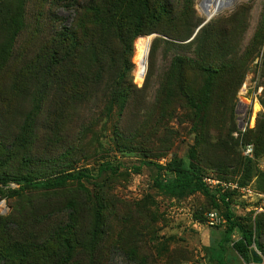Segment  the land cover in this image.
<instances>
[{"label": "rangeland", "instance_id": "374dc122", "mask_svg": "<svg viewBox=\"0 0 264 264\" xmlns=\"http://www.w3.org/2000/svg\"><path fill=\"white\" fill-rule=\"evenodd\" d=\"M170 2L181 17L187 8L184 0ZM202 2L188 1L192 11L170 24L174 31L188 33L192 26L196 31L206 19ZM57 14L66 25L74 16L64 8ZM206 23L196 44L192 34L184 40L153 36L141 73L138 39L153 32L126 35L119 57L129 69L120 74L133 87L123 108L103 107L92 99L75 110L76 116L73 103L55 109L61 104L57 94L46 93L55 90H46L40 81L24 83L13 71L0 74V175H30L37 180L66 172L88 175L55 190H20L15 182L0 183V264L15 263L16 256L6 257L5 248L21 241L28 246L22 264H220L219 260L264 264V216L255 214L252 203L237 192L227 194L238 225L229 241H224L226 225L206 223L209 210L224 212L214 207L208 194L194 191L175 197L153 185L155 179H169V162L180 160L187 165L193 145L197 156L201 152L211 156L218 152L213 151L219 148L218 139L229 146L228 137L238 130L242 142L254 148L251 156L231 148L232 156L241 157L240 170L232 164L222 170L215 165L197 167L202 173L256 188L264 181V150L252 140L257 125L264 121V0H234L212 13ZM197 42L203 46L202 58L223 46L218 56L224 55L236 66L220 64L209 86L208 106L201 102L202 88L209 85L207 70L187 69L170 78L174 59L193 57ZM249 160L261 176L252 172L245 178L243 169ZM100 166L107 167L99 170ZM241 231L251 234L248 260L232 248ZM39 236L49 240V250L33 255V244H41ZM129 248L135 252L134 261L122 254ZM253 253L260 261L254 260Z\"/></svg>", "mask_w": 264, "mask_h": 264}, {"label": "trees", "instance_id": "16d2710c", "mask_svg": "<svg viewBox=\"0 0 264 264\" xmlns=\"http://www.w3.org/2000/svg\"><path fill=\"white\" fill-rule=\"evenodd\" d=\"M170 1L36 0L33 3L32 0H0V74L3 71H13L15 78L24 83L29 79L40 81L46 90H55L54 92L46 91L48 95L57 94V99L61 104L58 106L56 104L55 109L59 110V107L64 103H73L76 116L75 110L86 107V104L92 99L97 100V103L102 104L103 107L116 105L123 108L129 89L133 87L130 82V85L124 82V78L122 79L120 74L121 71L127 73L129 69L127 66H123L122 59L119 57L120 44L126 35L128 33L136 35L153 32L169 38L184 40L194 34L193 26L188 29V33L176 32L170 26L173 22L182 21L184 16L191 13L189 0H184V5L186 4L187 8L181 13V17H178ZM59 8L73 11L74 16L69 25L64 24L65 18L57 14ZM145 25L150 27L146 31H142ZM206 26L199 28L192 40L193 43L196 44V40L198 41L200 35L204 34ZM156 40L157 38H154L152 41L151 52L154 51ZM220 48L213 54L210 53L202 58L200 54L203 53V46L197 42L195 57H177L172 63L171 79H176L181 72L184 73L187 69L191 71L196 68L208 71L209 85L206 87L204 84L202 93L205 98L201 101L207 106L210 103L209 86L215 73L220 70V64L223 67L229 65L232 69L236 68L230 63V59H226L224 55L218 56ZM116 52H118L117 56H115ZM112 69H114L113 73L108 75ZM196 108H198L197 105ZM240 137H228L227 144L229 146L218 137L219 143L217 144V139L214 138V144L219 145V148L213 149L218 152H213L211 156H206L202 152L197 156L196 144L193 145L189 150L187 165H184L180 160L169 162L167 166L171 172L169 179H155L153 184L159 191L175 197H182L194 191H203L208 194L212 198L214 207L224 208L223 216L226 221L222 238L224 241H229L233 229L238 225L233 220V213L229 209L230 194L224 193L217 198L203 183L202 178L207 174L202 173L197 165L205 164L209 167L215 165L222 170L226 169V165L232 164L235 170H240L243 164L241 157L231 154V152L233 153L231 150L234 149L243 155V146L248 142H242ZM252 140L259 150H264L263 120L259 122L256 130L252 133ZM208 145H211V148L213 144ZM249 162L250 164H247V167L243 169L245 178L249 179L252 172L254 175L261 176L262 173L255 169L254 165H251V160ZM107 166H100L99 170H103ZM87 177L85 172H66L52 178L38 180L30 175H0V183L15 182L19 185L20 190H55L69 181H80ZM218 179L224 180L221 177ZM239 184L247 185L248 183L239 182ZM258 187L254 188L257 191H264V181ZM258 215L264 216L262 213H258ZM39 239L41 244H33L35 246L32 250L33 255L49 250V240L41 236ZM222 240L219 241V246ZM250 244L251 234L241 231V238L232 242V248L243 259L248 260ZM12 245L13 248H5L6 257L14 255V257L16 256L14 264H22L27 252L24 249H28V246L22 241ZM122 254L127 257V260L134 261V250L131 251L129 248L127 252L122 251ZM219 263L223 264L220 260ZM67 264L69 263L67 262ZM74 264L81 263L75 262Z\"/></svg>", "mask_w": 264, "mask_h": 264}, {"label": "built area", "instance_id": "2783aa9c", "mask_svg": "<svg viewBox=\"0 0 264 264\" xmlns=\"http://www.w3.org/2000/svg\"><path fill=\"white\" fill-rule=\"evenodd\" d=\"M246 83L242 85V88L245 90ZM258 91L260 89L258 88ZM241 135V130L235 131L232 133L234 138H239ZM242 153L245 156H251L253 154L252 144L246 143L243 146ZM205 186L212 191L217 198L219 195L230 192H237L243 199L248 200L252 203V210L255 214L262 213L264 214V191H257L250 184L240 185L237 181L232 180H220L212 174H207L202 178ZM228 199V198H226ZM206 223L210 227H221L225 226V218L216 210H209L206 214Z\"/></svg>", "mask_w": 264, "mask_h": 264}, {"label": "bare ground", "instance_id": "6f19581e", "mask_svg": "<svg viewBox=\"0 0 264 264\" xmlns=\"http://www.w3.org/2000/svg\"><path fill=\"white\" fill-rule=\"evenodd\" d=\"M232 2H234V0H203L201 4L205 14L212 15V13L228 7ZM151 38V35H144L140 36L138 39L136 56L139 63V73L143 72V70L145 69ZM254 109L258 110V104H254ZM257 259L259 258L257 257Z\"/></svg>", "mask_w": 264, "mask_h": 264}, {"label": "water", "instance_id": "95a60500", "mask_svg": "<svg viewBox=\"0 0 264 264\" xmlns=\"http://www.w3.org/2000/svg\"><path fill=\"white\" fill-rule=\"evenodd\" d=\"M211 18V15H207L206 14V19L197 27V29H196V31L194 32V34H193V36L195 35V33L197 32V30L200 28V27H202L209 19ZM155 35H157V33H153L151 36L153 37V36H155ZM253 256H254V260L255 261H260V259H257L256 257H255V254L253 253Z\"/></svg>", "mask_w": 264, "mask_h": 264}]
</instances>
